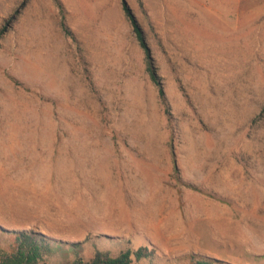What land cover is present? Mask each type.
I'll return each mask as SVG.
<instances>
[{
  "label": "rangeland",
  "instance_id": "obj_1",
  "mask_svg": "<svg viewBox=\"0 0 264 264\" xmlns=\"http://www.w3.org/2000/svg\"><path fill=\"white\" fill-rule=\"evenodd\" d=\"M122 1L0 0V248L264 264V0Z\"/></svg>",
  "mask_w": 264,
  "mask_h": 264
},
{
  "label": "trees",
  "instance_id": "obj_2",
  "mask_svg": "<svg viewBox=\"0 0 264 264\" xmlns=\"http://www.w3.org/2000/svg\"><path fill=\"white\" fill-rule=\"evenodd\" d=\"M123 7L125 13L129 20L131 21L134 31L137 35V38L140 42V45L145 51L146 59H147V69L150 73V76L154 83L158 86L159 96L162 101V104L167 106L168 101L166 97V93L164 87L162 86L156 69L152 64L150 48L146 40V36L142 26L140 25L135 13L129 6L126 0H123ZM65 32L71 34L68 27L63 24L62 25ZM4 231L12 233L16 236V248L13 251H8L3 248H0V264H39L41 260H43V247L46 243V237L44 235L28 232V231H9L7 229L2 228ZM42 237V238H41ZM48 247L45 246V250ZM144 249L133 252L128 249L122 251L118 256H109L108 254L97 251L95 256L88 260L84 261L81 258L77 259L74 264H136L133 261L132 255L134 254L137 259L141 257H146L149 255L148 252H144ZM46 264V263H43ZM190 264H234L222 259L212 258L208 256H192V261Z\"/></svg>",
  "mask_w": 264,
  "mask_h": 264
},
{
  "label": "water",
  "instance_id": "obj_3",
  "mask_svg": "<svg viewBox=\"0 0 264 264\" xmlns=\"http://www.w3.org/2000/svg\"><path fill=\"white\" fill-rule=\"evenodd\" d=\"M1 228H3V227H1ZM5 229V228H4Z\"/></svg>",
  "mask_w": 264,
  "mask_h": 264
}]
</instances>
